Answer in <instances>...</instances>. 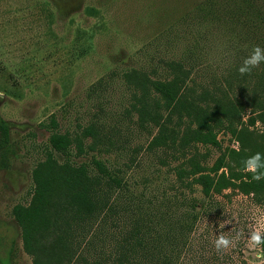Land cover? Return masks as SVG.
Returning <instances> with one entry per match:
<instances>
[{"label":"trees","instance_id":"obj_1","mask_svg":"<svg viewBox=\"0 0 264 264\" xmlns=\"http://www.w3.org/2000/svg\"><path fill=\"white\" fill-rule=\"evenodd\" d=\"M176 5L155 11H164V25L139 46L136 66L121 72L130 92L124 110L148 134L136 153H154L172 180L164 185L154 167L138 187L126 175L135 157L122 169L100 156L113 145L111 134L102 135L92 122L78 132H60L50 116L41 124L49 133L43 158L30 170L29 199L11 208L31 264H175L213 195L236 190L264 206V179L253 180L243 170L247 157L264 155V63L249 74L238 72L254 47L264 48V0ZM84 10L99 16L96 7ZM75 35H82L80 29ZM227 46L235 54L225 64ZM212 64L213 79L198 85L195 73L211 72ZM217 66L224 67L218 75ZM8 132L0 123V167ZM219 132L236 147H222ZM198 146L219 154L209 164L207 151ZM195 187L202 200L190 196Z\"/></svg>","mask_w":264,"mask_h":264},{"label":"rangeland","instance_id":"obj_2","mask_svg":"<svg viewBox=\"0 0 264 264\" xmlns=\"http://www.w3.org/2000/svg\"><path fill=\"white\" fill-rule=\"evenodd\" d=\"M192 1L197 0H0V123L9 130L7 157L0 167V264H31L11 208L29 199L30 170L43 158L49 133L41 124L47 125L50 116L60 132H78L92 122L102 135L111 134L114 143L100 156L122 169L135 157L126 175L138 187L143 177H151L154 167L159 168L164 185L172 180V173L157 163L154 153H136L148 134L133 124L134 113L124 110L129 108L130 92L121 72L136 66L139 46L164 25V11L157 16L155 11L176 3L184 8ZM86 6L99 10L98 19L86 14ZM233 54L234 48L227 46L225 64ZM213 64L211 72L195 73L198 85L213 79L208 77L213 75ZM216 68L217 75L224 71ZM255 125L262 129L258 122ZM217 137L222 147H236L227 133L219 132ZM198 148L207 151L209 164L219 154L210 146ZM190 196L202 200L196 187ZM211 201L179 248L175 264H254L259 249L249 248L247 234L264 216V206L231 189L213 195ZM237 232L243 235L235 247L216 251L219 234L232 237Z\"/></svg>","mask_w":264,"mask_h":264},{"label":"clouds","instance_id":"obj_3","mask_svg":"<svg viewBox=\"0 0 264 264\" xmlns=\"http://www.w3.org/2000/svg\"><path fill=\"white\" fill-rule=\"evenodd\" d=\"M264 63V48L256 46L251 54L247 56L238 72L241 75L249 74L253 68ZM244 171L252 174V179L259 181L264 179V155L257 152L254 155L247 157L244 161ZM256 227L247 234L248 246L252 250H257L254 258V264H264V216L256 219ZM243 233L237 232L234 236L229 237L224 234H219L215 241L214 247L217 252H225L236 246Z\"/></svg>","mask_w":264,"mask_h":264}]
</instances>
